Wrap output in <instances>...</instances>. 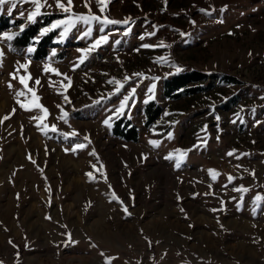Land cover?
I'll return each instance as SVG.
<instances>
[{"label":"rangeland","instance_id":"obj_1","mask_svg":"<svg viewBox=\"0 0 264 264\" xmlns=\"http://www.w3.org/2000/svg\"><path fill=\"white\" fill-rule=\"evenodd\" d=\"M12 2L0 6V264H264V0H110L103 15L127 24L101 33L93 21L84 36L80 21L62 43L55 29L38 59L27 49L42 28L89 9L41 0L31 23V0ZM32 24L29 45L11 47L3 34ZM105 34L106 44L79 51ZM190 71L207 76L204 89L166 99L164 80ZM149 103L163 111L155 145L144 134ZM127 114L136 142L110 132ZM176 145H191L188 156Z\"/></svg>","mask_w":264,"mask_h":264},{"label":"snow or ice","instance_id":"obj_2","mask_svg":"<svg viewBox=\"0 0 264 264\" xmlns=\"http://www.w3.org/2000/svg\"><path fill=\"white\" fill-rule=\"evenodd\" d=\"M109 2H110V0H96L98 10L102 14V15H96V14L91 12L90 0H84V6L89 9L87 15H76V14H74L75 15V19L65 18V19L55 20L49 27L42 28L40 30V34L39 35L42 37V36L46 35L47 33L51 32V31H53L55 29H62L59 32V36H58V42L62 43L64 41V39L67 37V34L70 31H72L74 28H76L78 22H80V21H82L85 25H89V27L87 28V31L84 33V36H91V34L93 32V28L90 25H91V23L93 21L100 25L99 32H101V33H104L105 28L108 25H116V24H121V23L127 24L128 23L127 20L120 21V20L110 19L108 17V15H103L106 12V5ZM6 3L11 4V7H13V8L16 7V4L13 3L12 0H0V6H3ZM31 3H33L35 5V10L33 12H31L27 16V20L29 22H31V23H35L36 22V17L41 15L40 9H41V7L43 5L41 4V0H31ZM54 3H55V7L59 8L64 13H68L70 11V9H71V6H72V0H67V5L68 6H65V4L61 2V0H54ZM49 6H51V5H49ZM200 11L203 12L204 9H201ZM9 15H11V9L9 10ZM21 15H23V13H21ZM20 30H21V32L24 30L23 26H21ZM3 35H4V37L7 38V40H12L13 36L18 35V33L9 34V33L5 32ZM125 35H127V33H125ZM182 35H183V33H182ZM36 39H37V42H38L39 37H37ZM141 39H143V37H141ZM108 40H109V36L108 35H106V34L105 35H100L98 38H96L94 40V43L89 48L80 49L79 51L84 52V53L94 51L97 48H99L101 45L106 44L108 42ZM116 43H120V41H116ZM160 46H163V42H161ZM143 47L148 48V47H152V45L145 44V45H143ZM27 51L29 53H32V52L35 51V48L30 46L27 49ZM53 55H55V51H53ZM2 56H3V52H0V57H2ZM83 61H84V57L81 58L80 62L83 63ZM21 67H25V66L21 65ZM173 67H175L176 72H180V71L183 70L179 66L173 65ZM136 75H142V74L138 73ZM12 78L15 79V74L14 73L12 74ZM125 79L127 80L128 77H125ZM153 79H159V77H154ZM25 80H26L25 77H21L20 78V83L22 85H24L25 87H27V84H26ZM111 82H113V81H110V83ZM35 83L38 85L40 83V81L37 79V80H35ZM116 83L119 84L118 81H116ZM120 86L122 87L123 85H120ZM9 87L10 88L12 87L11 83H9ZM154 88H155V85L153 84L152 87L149 89V91L150 92L153 91ZM28 90L30 92H32V96H33L32 104L35 107L40 108V110L45 114V116H47L48 110L37 102L39 100V97L36 96L35 92L31 88H29ZM117 91H119V89H117ZM134 93H135V89L133 88L131 93H129V95L124 97V99L120 103V108L117 110L118 113L123 111V109L126 106L127 101L130 99V97L132 95H134ZM21 95H22V93H21ZM64 99L67 101V99H68L67 96H65ZM20 107L21 108H26V106L24 104H20ZM57 107H59V105H57ZM14 111L15 110H13V112ZM66 115L67 114L65 113V116ZM9 118L10 117L8 115H6L3 119L7 120ZM63 118L64 117H61V119H63ZM217 119H219V117H217ZM105 124H109V121L105 120ZM52 131H56V127L54 125L52 126ZM73 134H75V133H73ZM64 135L67 137L68 134L65 133ZM169 136L171 137V134H169ZM85 139H87V137H85ZM150 143H153L154 145L156 144L155 141H150ZM84 147H85V145H83V144L76 145V148H84ZM74 150L75 149H73V151ZM177 152L179 153V155L181 157L186 155V152H184L182 150L177 149ZM228 155L231 156V155H233V153L229 152ZM29 159H31L30 156H29ZM32 162L35 163V161H32ZM177 167H179V162L177 163ZM212 174H213V178H215L216 174L214 172ZM88 175L91 176V173H88ZM231 179H232V177H229V180H231ZM235 190L236 191H247V189H235ZM261 199H264V197L259 196V195L256 197V200H261ZM121 203H123V202L121 201ZM124 211L125 212L128 211L127 207L124 208ZM69 238H70V234H69Z\"/></svg>","mask_w":264,"mask_h":264},{"label":"trees","instance_id":"obj_3","mask_svg":"<svg viewBox=\"0 0 264 264\" xmlns=\"http://www.w3.org/2000/svg\"><path fill=\"white\" fill-rule=\"evenodd\" d=\"M8 27V18L0 15V31ZM39 26L37 24L28 25L11 41V47L15 50L22 49L29 45L30 39L37 33ZM51 35L42 37L35 44V51L33 52L34 58H42L46 55V49L51 47L50 44ZM218 79L220 82L232 83L234 80L227 76H221ZM207 76L197 71L177 73L164 80L162 85V94L166 99L176 100L181 96L194 95L204 88L200 86L206 82ZM152 103H149L144 109V116L146 117L145 123H150L157 117L160 112L158 106L152 107ZM113 137L119 138L124 141L134 142L136 139L137 131L135 127L128 121L118 119L116 120L110 129Z\"/></svg>","mask_w":264,"mask_h":264},{"label":"crops","instance_id":"obj_4","mask_svg":"<svg viewBox=\"0 0 264 264\" xmlns=\"http://www.w3.org/2000/svg\"><path fill=\"white\" fill-rule=\"evenodd\" d=\"M161 112H163L162 110H160V112L159 113H161ZM140 113H142V110H141V112ZM142 115H144V113L142 114ZM126 118V120H128L129 122H130V119H129V117H128V114L125 116ZM157 118V117H156ZM153 119L150 123H148V124H144L145 123V121L143 122V126L145 127V129H146V132L144 133V134H149V133H151L152 132V136H151V139H148L149 141H160L161 139L160 138H158V136H157V138L154 136V134L157 132V129L159 130V126H157L158 125V120L157 119ZM131 123V122H130ZM132 124V123H131ZM134 127H135V129H136V131H137V134H136V139H135V141L134 142H136L139 138H140V134H139V130H138V127L137 126H135L134 124H132ZM157 126V127H156ZM141 131V130H140ZM170 133H172V131L170 130ZM169 132H167V133H164L165 134V136L167 135V134H170ZM143 138H144V135H143ZM121 140V139H120ZM121 141H124V140H121ZM124 142H131V141H124ZM190 148H191V145L189 146V147H184L183 149H182V147H179L178 145H176V149H179V150H182V151H184V152H186V155H184L183 157H186V156H188V153H189V151H190ZM164 166H168V168H169V165L168 164H165ZM167 168V169H168ZM162 169H164L165 171H166V169L165 168H163L162 167ZM169 171V170H168ZM173 173V172H172ZM164 178H165V176H163ZM164 178H162L161 180H162V184L163 185H165L166 183H164L165 181V179ZM151 184V183H150ZM150 186V185H149ZM166 186V185H165ZM164 186V187H165ZM172 186H173V184H172ZM147 189H148V186H147ZM127 196H132V198H131V200H133V198H134V195L132 194V190L130 189V191H128V193H127Z\"/></svg>","mask_w":264,"mask_h":264},{"label":"bare ground","instance_id":"obj_5","mask_svg":"<svg viewBox=\"0 0 264 264\" xmlns=\"http://www.w3.org/2000/svg\"><path fill=\"white\" fill-rule=\"evenodd\" d=\"M2 96V101L0 102V109L3 107V105H4V100H5V98H4V96L3 95H1Z\"/></svg>","mask_w":264,"mask_h":264}]
</instances>
